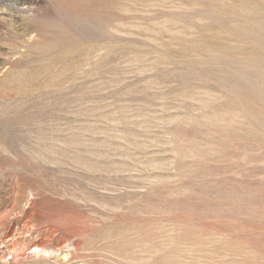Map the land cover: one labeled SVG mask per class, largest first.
I'll list each match as a JSON object with an SVG mask.
<instances>
[{"label": "rangeland", "instance_id": "1", "mask_svg": "<svg viewBox=\"0 0 264 264\" xmlns=\"http://www.w3.org/2000/svg\"><path fill=\"white\" fill-rule=\"evenodd\" d=\"M0 264H264V0H0Z\"/></svg>", "mask_w": 264, "mask_h": 264}]
</instances>
